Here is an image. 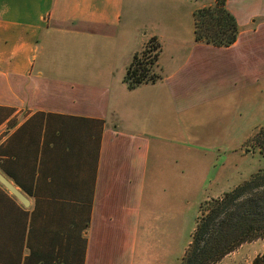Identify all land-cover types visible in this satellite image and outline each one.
<instances>
[{
    "label": "crops",
    "instance_id": "obj_1",
    "mask_svg": "<svg viewBox=\"0 0 264 264\" xmlns=\"http://www.w3.org/2000/svg\"><path fill=\"white\" fill-rule=\"evenodd\" d=\"M226 5L240 32L218 47L194 39L205 4L0 0V173L27 199L0 182V264H177L220 187V110L264 101V0ZM154 36L162 77L130 90ZM188 167L195 214L161 193Z\"/></svg>",
    "mask_w": 264,
    "mask_h": 264
},
{
    "label": "trees",
    "instance_id": "obj_2",
    "mask_svg": "<svg viewBox=\"0 0 264 264\" xmlns=\"http://www.w3.org/2000/svg\"><path fill=\"white\" fill-rule=\"evenodd\" d=\"M226 3L214 0L194 10L196 42L218 47L236 42L239 25ZM161 50V42L154 36L133 54L124 75L128 89L161 79ZM253 141L255 151L264 156V129ZM259 238H264V167L221 196L200 203L190 242L179 264H215L243 243ZM252 264H264V253L258 254Z\"/></svg>",
    "mask_w": 264,
    "mask_h": 264
},
{
    "label": "rangeland",
    "instance_id": "obj_3",
    "mask_svg": "<svg viewBox=\"0 0 264 264\" xmlns=\"http://www.w3.org/2000/svg\"><path fill=\"white\" fill-rule=\"evenodd\" d=\"M186 1L187 3L191 2L194 7H196L204 4L208 5L214 0ZM157 4L159 3H153V1L149 3L150 6L156 5V7ZM187 17L184 18V21L186 24L187 22L190 24L191 18L188 15ZM136 22H139L138 19ZM258 104L262 106H258L255 109L250 108L251 111L249 115L246 113L248 109L244 108L225 109V116H223L222 110H220V133H223L224 136L227 135L228 138L220 139V171L213 173V176L217 177L220 181V187L214 189V191L208 195L209 198H213L211 196L215 194L221 196L223 192L232 189L243 180L249 178L256 170L264 167V156L255 151L253 147V139L260 130L264 129V101L258 99ZM176 169H178V167H176ZM186 171L187 172L182 173L186 174L187 178L182 176L179 177V172L177 174L176 171L175 177H177V179H174L172 171L171 173H160L161 193L166 196L170 194L173 197L181 195L189 196L191 201L187 208H191V212L195 214L198 208L195 198L198 195H202V192L200 193V188L198 186L188 187L178 184L184 183V179H198L197 173L192 170V167L186 168ZM174 182L176 183L175 186L173 185ZM205 190L206 188L203 189V193ZM261 253H264V238L243 243L215 264H252L254 258ZM180 259H178L177 264L180 263Z\"/></svg>",
    "mask_w": 264,
    "mask_h": 264
},
{
    "label": "water",
    "instance_id": "obj_4",
    "mask_svg": "<svg viewBox=\"0 0 264 264\" xmlns=\"http://www.w3.org/2000/svg\"><path fill=\"white\" fill-rule=\"evenodd\" d=\"M0 182L23 203H27V199L22 192H20L2 173H0Z\"/></svg>",
    "mask_w": 264,
    "mask_h": 264
}]
</instances>
